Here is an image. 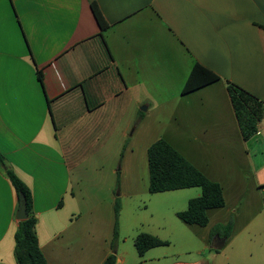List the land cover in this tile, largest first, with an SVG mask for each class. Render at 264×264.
Returning a JSON list of instances; mask_svg holds the SVG:
<instances>
[{"label":"crops","instance_id":"obj_1","mask_svg":"<svg viewBox=\"0 0 264 264\" xmlns=\"http://www.w3.org/2000/svg\"><path fill=\"white\" fill-rule=\"evenodd\" d=\"M195 62L220 80L181 94ZM224 81L264 104V0H0V264H16L18 198L6 169L30 190L46 263L84 262L72 243L79 214L72 172L141 98H220L227 111L214 117L205 144L243 143L264 191V118L243 141Z\"/></svg>","mask_w":264,"mask_h":264},{"label":"rangeland","instance_id":"obj_2","mask_svg":"<svg viewBox=\"0 0 264 264\" xmlns=\"http://www.w3.org/2000/svg\"><path fill=\"white\" fill-rule=\"evenodd\" d=\"M181 96L141 98L132 113L121 118L120 127L102 137L89 158L72 172L79 210L72 243L84 250L83 255L79 251L84 257L80 264H99L106 252L115 253L120 261L116 264H264V191L250 176L254 168L243 153L244 145L235 141L222 145L226 150H216L205 144L213 137L209 133L215 129L214 117L227 107L220 98ZM127 121L131 125L122 136ZM204 130L208 133L201 134ZM159 138L169 141L209 179L223 182L227 206L210 209L206 226L187 225L176 217L189 199L200 194V188L147 191L146 150ZM260 157L256 155L255 163ZM115 204L120 208L117 236L112 238ZM225 224L230 227L227 238L218 229ZM141 233L167 244L139 256L133 244Z\"/></svg>","mask_w":264,"mask_h":264},{"label":"trees","instance_id":"obj_3","mask_svg":"<svg viewBox=\"0 0 264 264\" xmlns=\"http://www.w3.org/2000/svg\"><path fill=\"white\" fill-rule=\"evenodd\" d=\"M92 14L97 22L100 31L107 28V23L103 19L96 4H90ZM38 74V80L41 76ZM220 77L204 67L198 62L193 63L189 75L187 76L181 94H186L217 82ZM226 84L229 100L237 121L241 138L248 140L257 132L259 122L264 118V104L254 95L242 88L224 81ZM147 168L149 181L147 191L158 193L192 187L200 188V194L191 198L187 202L184 211L177 212L176 217L187 225H197L204 227L208 223L207 212L210 209H220L224 206L222 188L216 181L207 178L200 170L186 161L173 147L163 139L154 141L146 151ZM0 167H4V161L0 156ZM9 179L17 198L22 194L25 198L27 218L18 221L14 232L13 255L16 264H47L43 257L35 235V218L32 212V198L29 188L9 169L4 171ZM119 204L113 207L114 225L113 238L117 236V218ZM223 230L224 236L230 234L228 224L218 226ZM167 242L147 233H141L134 239V247L139 256L147 250L166 245ZM115 256L110 254L102 264H114Z\"/></svg>","mask_w":264,"mask_h":264},{"label":"water","instance_id":"obj_4","mask_svg":"<svg viewBox=\"0 0 264 264\" xmlns=\"http://www.w3.org/2000/svg\"><path fill=\"white\" fill-rule=\"evenodd\" d=\"M27 218V213H26V205H25V198L22 194H19L18 196V207L17 210L15 212V219L17 221H22L25 220ZM223 245V242H221L220 244H216L215 248L216 249H220Z\"/></svg>","mask_w":264,"mask_h":264}]
</instances>
